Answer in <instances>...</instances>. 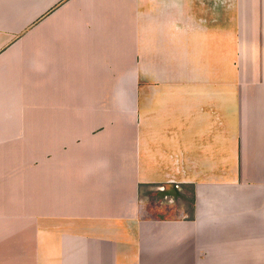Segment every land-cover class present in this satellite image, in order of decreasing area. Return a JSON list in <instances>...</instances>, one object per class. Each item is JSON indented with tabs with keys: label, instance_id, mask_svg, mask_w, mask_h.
Wrapping results in <instances>:
<instances>
[{
	"label": "crops",
	"instance_id": "0c3cea01",
	"mask_svg": "<svg viewBox=\"0 0 264 264\" xmlns=\"http://www.w3.org/2000/svg\"><path fill=\"white\" fill-rule=\"evenodd\" d=\"M0 264H264V0H0Z\"/></svg>",
	"mask_w": 264,
	"mask_h": 264
},
{
	"label": "rangeland",
	"instance_id": "374dc122",
	"mask_svg": "<svg viewBox=\"0 0 264 264\" xmlns=\"http://www.w3.org/2000/svg\"><path fill=\"white\" fill-rule=\"evenodd\" d=\"M177 186V185H176ZM184 196H185V198H186V200L185 201H188V199H189V194H188V191L187 190H185L184 191ZM181 197V196H180Z\"/></svg>",
	"mask_w": 264,
	"mask_h": 264
}]
</instances>
